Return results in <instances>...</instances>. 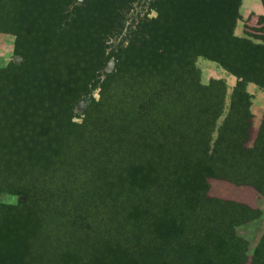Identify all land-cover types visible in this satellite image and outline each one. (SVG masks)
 I'll return each instance as SVG.
<instances>
[{"label":"trees","instance_id":"obj_1","mask_svg":"<svg viewBox=\"0 0 264 264\" xmlns=\"http://www.w3.org/2000/svg\"><path fill=\"white\" fill-rule=\"evenodd\" d=\"M25 1L53 7L46 31L96 22L103 36L121 32L135 0ZM241 4L151 0L157 15L113 50L100 99L73 133L42 118L29 92L0 101V190L24 194L0 203V264H264V234L249 261L236 231L261 210L209 195L218 178L264 197V119L251 143L247 90L264 88V15L259 42L238 36ZM0 32L17 35L1 13ZM199 56L238 77L220 125L227 84L202 83Z\"/></svg>","mask_w":264,"mask_h":264},{"label":"rangeland","instance_id":"obj_2","mask_svg":"<svg viewBox=\"0 0 264 264\" xmlns=\"http://www.w3.org/2000/svg\"><path fill=\"white\" fill-rule=\"evenodd\" d=\"M150 1L132 2L126 11L121 32L102 36L98 33L96 22L70 24L68 31L62 34L46 31L52 26L49 9L53 7L50 4H42L38 10L25 0H0V13L18 35L12 61L0 65V101L13 100L29 92L44 107L39 114L42 118H55L65 128L61 126L58 130L75 132L93 111L94 103L100 99L101 85L115 67L117 59L113 50L125 49L131 40L130 33L137 29V24L146 16L157 15L154 9L149 8ZM75 2L79 4L81 0ZM70 10L72 5L60 6L59 17L63 22L68 21L66 16ZM240 19L247 28L246 37L259 42L262 35L258 30L259 18L250 14L246 19L242 16ZM195 64L201 71L202 83L203 77L206 78L205 69L206 73L216 75L214 66H217L223 73L224 67L220 63L203 56H199ZM232 92L233 89L230 91L227 84L225 112L219 118L218 125L227 114ZM251 109L254 114L250 136L252 143L264 119V99L253 95ZM209 183L210 196L237 200L261 210L259 218L236 228L238 235L249 243L250 261L264 234V197L252 186L236 185L218 178H209ZM22 199L24 194L0 190V203L17 205Z\"/></svg>","mask_w":264,"mask_h":264},{"label":"crops","instance_id":"obj_3","mask_svg":"<svg viewBox=\"0 0 264 264\" xmlns=\"http://www.w3.org/2000/svg\"><path fill=\"white\" fill-rule=\"evenodd\" d=\"M240 14L244 19H246L250 14H254L256 18H259L260 16L264 15L263 0H242V4L240 6ZM245 22L248 23L247 21ZM245 29L247 30V28L244 25L243 19H239L235 28V34L242 37L247 36ZM15 47H16V36L9 32H0V65H7L12 61L13 58L12 56L15 53ZM214 67H216L217 74L216 75L208 74V72L206 73V69H205L206 78L203 77V83L208 84L212 78L222 77L225 80L226 84H228L229 90L231 91L234 85L237 83L238 77L233 73L229 72L228 70H226L225 68H223V73H222L217 66ZM219 72L221 73L220 76H219ZM247 89L252 94V96L254 95L256 98L264 99L263 87L258 86L254 82H248Z\"/></svg>","mask_w":264,"mask_h":264}]
</instances>
